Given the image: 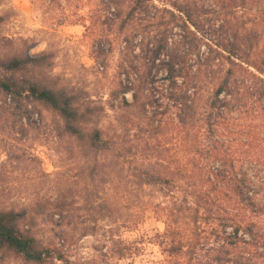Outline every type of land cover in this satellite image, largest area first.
Segmentation results:
<instances>
[{
  "label": "trees",
  "instance_id": "trees-1",
  "mask_svg": "<svg viewBox=\"0 0 264 264\" xmlns=\"http://www.w3.org/2000/svg\"><path fill=\"white\" fill-rule=\"evenodd\" d=\"M106 6L124 43L113 125L51 74L52 51L0 37V118L41 130L65 168L53 195L0 203V258L67 263L66 247L106 219L102 264H134L143 239L117 233L135 207L163 224L150 238L160 258L142 264H264V0Z\"/></svg>",
  "mask_w": 264,
  "mask_h": 264
},
{
  "label": "rangeland",
  "instance_id": "rangeland-1",
  "mask_svg": "<svg viewBox=\"0 0 264 264\" xmlns=\"http://www.w3.org/2000/svg\"><path fill=\"white\" fill-rule=\"evenodd\" d=\"M202 1L208 4L211 0ZM106 3L107 0H2L0 3V13L10 12L9 18L0 24V37L12 38L16 43L25 41L32 51H52L51 74L58 75L67 85L86 89L91 98L105 105L103 127L116 123V113L109 100L113 99L114 104L120 101L111 94L118 87V64L124 44L123 33H118L115 25L107 26L106 20L113 15ZM99 48L101 55L97 58ZM125 96L130 100L129 92ZM0 104H4L2 100ZM36 117L33 114L32 119L39 126ZM9 120L0 118V203L10 206L26 203L37 194L53 195V173L65 169L53 147L54 141L46 139L41 130L37 135L34 128L28 135L15 132L17 127H11ZM127 210L132 220L119 227L117 234L126 240L143 239V253L134 258V264L158 260L159 249L150 243V238L157 230L162 231V222L146 210L135 207ZM108 223L106 219L100 220L94 234L80 237L67 246L68 262L63 264H102ZM49 228L44 226V236L51 234ZM77 235L78 231L74 239ZM0 264L22 263L0 258Z\"/></svg>",
  "mask_w": 264,
  "mask_h": 264
}]
</instances>
